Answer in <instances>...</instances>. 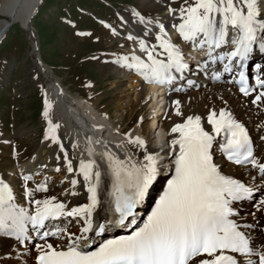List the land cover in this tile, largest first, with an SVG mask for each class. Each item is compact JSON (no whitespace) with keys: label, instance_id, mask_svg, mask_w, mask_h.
I'll return each mask as SVG.
<instances>
[{"label":"snow or ice","instance_id":"snow-or-ice-1","mask_svg":"<svg viewBox=\"0 0 264 264\" xmlns=\"http://www.w3.org/2000/svg\"><path fill=\"white\" fill-rule=\"evenodd\" d=\"M179 11L182 22L174 27L180 38L195 44L202 36L199 46L207 45L209 60L215 59L213 49L227 42L230 30L237 34L231 41L234 50L218 57L227 59L225 71H230L234 62L242 65L258 42L260 51H264V0H194L192 4L181 6ZM133 15L140 23H145L139 13L133 12ZM159 28L156 41L166 53V59H158L156 47L149 49L141 40L140 51L147 53V62L132 55L118 57L115 63L135 70L145 82L172 84L182 78L188 65L180 48L165 38L164 25ZM214 78L219 79V76ZM234 82L240 85V92L245 96L250 94L242 70ZM255 83L261 91L252 103L264 104V78L257 76ZM173 105L175 116L182 119L174 123L169 132V135L176 134L169 141L170 148L178 146L175 159L169 165L174 170L146 218L139 210L150 201L163 164L158 159L159 153L148 150L144 138L128 133L127 143L143 150L142 161H133L130 157L120 159L108 150L99 153L107 161L111 178L108 198L103 201L108 204V214L98 220L94 217L102 205V172L95 159L81 160L78 172L83 176L87 203L70 209L55 196L31 200L33 192L48 191L46 182H41L35 189L25 186L24 196L34 205V211L30 212L16 203L13 189L0 179V234L14 237L23 244L29 239L30 230L35 232L45 241L35 245L36 264H264V241H258L249 231L254 225L241 224L234 218V204L253 200L254 192L261 193L255 204L257 211L264 212V184L254 189L223 174L212 151L216 137L224 133L226 143L221 145V150L227 160L236 165H251L264 181V162L254 155L248 130L231 112L221 108L218 113L211 111L207 115V124L211 126L208 131L200 115L183 113L180 100L173 101ZM51 107L45 99L43 116L48 121L45 139L58 143L56 129L59 125L48 119ZM260 139L264 140V136ZM87 151L89 157L97 155L91 147ZM64 161L67 171L73 172L66 152ZM22 179L27 185L32 176L23 175ZM71 184L75 189L77 180L73 179ZM71 194L77 195L74 191ZM61 217L82 221L80 234L68 233L66 227L44 230L46 222ZM117 228L124 234L102 241L89 235L98 237ZM49 236L62 242L54 246L47 242Z\"/></svg>","mask_w":264,"mask_h":264},{"label":"bare ground","instance_id":"bare-ground-1","mask_svg":"<svg viewBox=\"0 0 264 264\" xmlns=\"http://www.w3.org/2000/svg\"><path fill=\"white\" fill-rule=\"evenodd\" d=\"M42 2L43 0H41V2L39 0H3L0 4V15L3 16V19H0V41L7 31H4V29L9 25V20L14 23L19 22L23 28L29 29L28 19L32 16L33 11L36 8L37 10L39 9ZM144 3L149 5L148 7L150 10L154 8L161 9L164 8V6L169 5V0H144ZM168 8L174 9V7L171 6H168ZM133 12L139 13L142 17L145 16L134 7H132L130 13L120 14L122 27L119 28V31L122 33L118 34L126 39L123 46H126L127 49L121 52L111 53L109 62L113 73L118 76L122 75L126 82L130 83V94L134 95L136 105L141 102L146 104L148 107L146 116L143 118V121L141 120V124L136 125L133 130L129 131L130 121L132 122V120H130V110L135 105L132 103V100L129 99V91H121L120 84L118 86L120 92L117 100L122 106V108H120V117L123 124H113L108 117L107 111L99 106V98L91 97L85 99L81 95L69 96L63 91L59 84L50 81L48 75H51V72L47 70V75H45L48 85H46L47 88L45 93L46 99L52 105L49 110L48 119L54 124L59 125L56 134L58 143H55V152L48 156L44 161H40L37 158V154L22 165L23 168H20L22 169L20 174L15 175L13 178H11L10 175L5 177L10 181V184L15 191L16 203L25 207L30 212L34 211V208H32L29 202V197L27 200L24 198L25 186L29 189H35L39 183L45 182L43 179L44 174L51 173L55 170L57 171V169H59L57 172L61 173V175L54 179V183H57L60 180H62V183L59 184L58 187L47 186V192H33L31 200H42L55 196L58 201L64 202L69 209L78 206L79 204L87 203V192L84 187L83 176L79 174L78 169L81 160L87 161L89 159H95L102 172L100 194L102 205L97 208L94 217L98 220L100 217L108 214V204L103 203V201L108 198L107 192L110 190L111 178L108 173L107 161L103 159L99 153L108 150L120 159L130 157L133 161H142L143 150L129 145L126 140V134L131 133L132 136H141L146 140L148 150L156 153L157 144L154 142V137H151V134L154 133L155 130H157L158 133L157 142L161 143L162 139H165L166 143L163 147H167L170 150L169 141L176 135H169L170 128L174 123L182 122L181 117H177L174 114L175 109L173 101L175 100L181 101V109L185 115H200L202 118V124L205 128H208L207 115L209 112L216 111L218 113L221 108H224L226 111L231 112L233 117L250 131L257 148L264 144V140L260 139L261 136H264V104H259V102L258 104L252 103V100L261 89H255L249 97L242 98L236 94L235 89L231 87L230 83H228L225 78H222L220 81L214 78L220 75L216 66L219 61L218 57L223 55L225 44L227 43L223 44L222 48L213 54L215 59L209 60V58H202V56L205 55L206 48L200 49L196 47L197 45L195 44L197 42L194 44L193 42L191 43V41H184L180 38L174 27V25H179L182 22L179 10L174 12L169 11L156 19H148L144 17L145 23H140L139 18L134 16ZM32 20L30 21V25ZM147 21H151V23H147ZM105 24L109 26L108 31L116 33V30H114L110 24L103 22V25ZM161 24L164 25L167 33L165 38L169 39L180 48L184 59L191 64L196 65L193 66L194 73L185 76L181 82L171 85L168 88L169 90H165L163 94L160 93L162 88H155L151 84H145V80L135 70H129L115 63L118 57H131L132 55H136L147 62V53L140 51L139 42L141 40L145 42L146 47L149 49L153 46L156 47L158 59H166V53L159 48L158 42L156 41V36L160 34L159 25ZM11 26L10 23L9 28ZM102 28L104 27L102 26ZM129 36H132L133 39H128ZM184 46H186V48ZM263 57L264 54L255 49L253 53L250 54L249 59L257 62ZM207 65H211L212 68L210 70L206 69L205 66ZM189 81L192 83L189 84ZM122 82L123 81L120 83ZM124 84L122 85L123 87H125ZM176 88L181 90L176 91ZM164 101H166V104L162 112L160 105ZM160 111L162 114L157 117L158 125L156 126L153 118L156 116V113H159ZM44 123L47 130L48 121L45 119ZM142 124L145 131L142 132L144 133H140V127ZM20 137V135H16L13 140L19 139ZM8 138L9 137H5L3 140ZM73 145H75V147H73ZM218 145L219 144L217 143V146L213 147V159L219 164L222 172L229 173L244 183L250 181V187H253L254 189L264 184L261 178H256L257 170L253 169L251 166L249 169L233 168L222 161L221 154L218 151ZM61 146H63V151H61ZM89 147H91L97 155L89 157L87 151ZM65 152L68 154V159L73 166V172L71 173L67 171L65 165ZM172 155L173 152L167 157L168 165H170L173 160ZM256 157L259 159L260 156L258 153L256 154ZM169 174L170 168L168 171H164L163 169L160 170L157 181L153 186L150 201H146L144 206L139 210L141 215L146 213L152 206L157 193L160 191V184ZM23 175L32 176V179L27 182V185H25V181L22 179ZM0 179H3L2 174H0ZM73 179L77 180L75 189H73L71 184ZM161 185H163V183ZM73 191L76 192L77 195H72L71 193ZM260 194V192H254L253 200L235 206L237 213L234 218L241 224L254 225L253 228L249 229L252 236L258 241H264V212L257 211L255 204V201L259 199ZM253 214L255 215L253 216ZM81 226L82 221L67 218L64 220L61 219L59 224L55 227H66L68 233L79 235V229ZM120 230L122 229H113L98 237L94 236V234L89 235L98 241L100 237L109 232H118ZM61 235L63 236L64 234L62 233ZM58 242L62 241L51 239L48 243H52L55 246ZM43 243L44 242L37 244ZM35 245L29 246L26 249H21L16 241L7 238L6 235L0 234V264H21V261L24 258H26V264H34L37 255Z\"/></svg>","mask_w":264,"mask_h":264},{"label":"rangeland","instance_id":"rangeland-1","mask_svg":"<svg viewBox=\"0 0 264 264\" xmlns=\"http://www.w3.org/2000/svg\"><path fill=\"white\" fill-rule=\"evenodd\" d=\"M43 1L31 27L39 60L51 72V81L59 84L69 96L99 98V106L107 111L111 123L118 125L123 124L122 106L117 100L121 84V91H129V99L135 105L130 110L132 122L129 120V131L133 130L143 121L148 107L143 102L136 105L134 95L130 94V83L122 75H115L110 67L111 53L127 49L123 46L126 39L119 35L122 33L119 31L122 27L120 14L130 13L134 7L145 18L156 19L169 12L168 6L176 11L194 0H169L164 8L152 10L144 0ZM102 21L111 24L117 34L108 31ZM10 23L13 26L0 41V174L13 178L35 155L38 154L40 161L46 160L55 152V143L45 139L43 112L48 82L31 58L34 44L29 38V29L19 22L9 20ZM143 127L142 124L140 133L145 132ZM16 135L21 137L13 140ZM5 137L9 138L3 140ZM59 175L57 171L46 173L43 179L48 187H58L62 180L54 183V179ZM21 264H26L25 258Z\"/></svg>","mask_w":264,"mask_h":264},{"label":"water","instance_id":"water-1","mask_svg":"<svg viewBox=\"0 0 264 264\" xmlns=\"http://www.w3.org/2000/svg\"><path fill=\"white\" fill-rule=\"evenodd\" d=\"M31 18V17H30ZM30 18H29V20H30Z\"/></svg>","mask_w":264,"mask_h":264}]
</instances>
